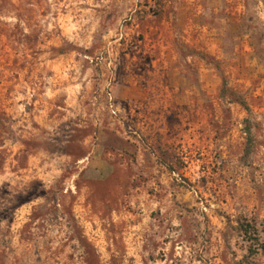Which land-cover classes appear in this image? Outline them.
I'll list each match as a JSON object with an SVG mask.
<instances>
[{
  "label": "rangeland",
  "instance_id": "374dc122",
  "mask_svg": "<svg viewBox=\"0 0 264 264\" xmlns=\"http://www.w3.org/2000/svg\"><path fill=\"white\" fill-rule=\"evenodd\" d=\"M238 220L264 0H0V264H264Z\"/></svg>",
  "mask_w": 264,
  "mask_h": 264
},
{
  "label": "trees",
  "instance_id": "16d2710c",
  "mask_svg": "<svg viewBox=\"0 0 264 264\" xmlns=\"http://www.w3.org/2000/svg\"><path fill=\"white\" fill-rule=\"evenodd\" d=\"M239 103L245 107V109H248L247 106H245V103L242 101H239ZM252 229V232L258 237L255 239L249 238L250 237V230ZM237 230L244 236L247 238V241L249 242V246H248V251L250 250L251 247H254V253H257L258 251H260L263 255H264V241H260L259 240V236L257 233V230L255 229V227H250L246 222L244 221H237ZM254 242L256 244H254Z\"/></svg>",
  "mask_w": 264,
  "mask_h": 264
}]
</instances>
